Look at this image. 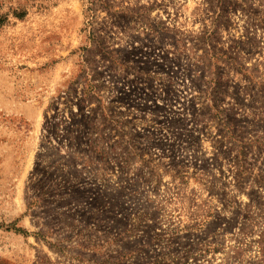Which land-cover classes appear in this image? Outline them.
Instances as JSON below:
<instances>
[{
    "label": "rangeland",
    "instance_id": "1",
    "mask_svg": "<svg viewBox=\"0 0 264 264\" xmlns=\"http://www.w3.org/2000/svg\"><path fill=\"white\" fill-rule=\"evenodd\" d=\"M0 19V264H264V0Z\"/></svg>",
    "mask_w": 264,
    "mask_h": 264
},
{
    "label": "trees",
    "instance_id": "2",
    "mask_svg": "<svg viewBox=\"0 0 264 264\" xmlns=\"http://www.w3.org/2000/svg\"><path fill=\"white\" fill-rule=\"evenodd\" d=\"M23 14V13H22ZM22 14H19V15H16V18L17 19H21L23 16H24V14L22 15ZM2 20L3 19H0V24L2 23Z\"/></svg>",
    "mask_w": 264,
    "mask_h": 264
}]
</instances>
